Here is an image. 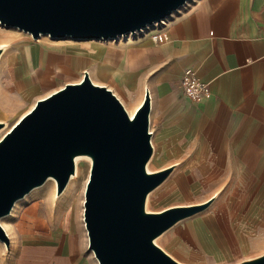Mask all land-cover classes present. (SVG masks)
I'll list each match as a JSON object with an SVG mask.
<instances>
[{
  "label": "crops",
  "instance_id": "obj_1",
  "mask_svg": "<svg viewBox=\"0 0 264 264\" xmlns=\"http://www.w3.org/2000/svg\"><path fill=\"white\" fill-rule=\"evenodd\" d=\"M165 30L161 44L148 35L71 52L38 43L35 58L32 45L19 47L10 61L14 93L29 100L44 86L45 75L77 79L84 73L134 111L148 92L155 172L181 161L179 192H229L222 210L185 232L195 255L223 256L246 247L248 229L264 228V0H192ZM185 70L208 85L207 98L193 102L184 96L179 81ZM38 73L43 78L36 80ZM8 100L2 102L13 107ZM193 176L198 178L189 185L186 179ZM228 177L233 182L225 188ZM66 220L63 230L24 233L8 249L0 248V264H98L82 220L71 209Z\"/></svg>",
  "mask_w": 264,
  "mask_h": 264
},
{
  "label": "water",
  "instance_id": "obj_2",
  "mask_svg": "<svg viewBox=\"0 0 264 264\" xmlns=\"http://www.w3.org/2000/svg\"><path fill=\"white\" fill-rule=\"evenodd\" d=\"M192 0H0V24L33 39L115 41L164 20ZM0 48V55L2 53ZM149 93L132 118L106 87L84 73L79 83L38 100L0 139V221L15 203L51 178L56 196L74 175L76 158L91 161L83 223L98 264H180L154 241L206 209L175 206L147 213V196L172 168L148 173ZM3 124L0 123V129ZM0 243L9 239L0 225ZM238 264H264V254Z\"/></svg>",
  "mask_w": 264,
  "mask_h": 264
},
{
  "label": "rangeland",
  "instance_id": "obj_3",
  "mask_svg": "<svg viewBox=\"0 0 264 264\" xmlns=\"http://www.w3.org/2000/svg\"><path fill=\"white\" fill-rule=\"evenodd\" d=\"M31 38L32 36L27 32L13 27H5L0 24V46H5V49L2 50L0 55V110L5 114L6 117L3 120L0 119V123L3 124V127L0 130L6 127V129L0 133V139L19 120L22 115H24L34 106L38 100L47 97L55 91H58L67 83L80 80L82 78L81 76H83L80 74L77 79H69L67 77L55 78L52 77V75H45V81H43L44 86H42L40 89H35L37 90L36 93H34V95L29 100L21 99L14 93L15 91L13 89L12 75L10 71V61L14 60L16 55L18 56L20 53V51L18 53L16 52L17 48L23 45H32V55L35 58L36 50L34 49L40 45L38 43L63 45V47L68 49L66 52H71L73 50H79V48L83 47H88L91 50L100 44H106L110 42L109 40L100 41L99 44H90L88 42L91 41H78L72 40L70 38L51 39L47 35L42 37L39 36L37 39H33L34 41ZM119 39L123 40L122 37ZM69 47L72 48L70 49ZM14 65L19 66V64ZM36 71L37 70H35L34 73H37ZM33 76H36V80L37 77L43 78L42 73L34 74ZM111 92L121 102L129 116L134 114L135 106L132 107L129 105V101L122 99L117 92ZM6 95L10 99L13 97L15 98L11 101L10 99L8 100V98H6ZM3 99L8 100L7 104H13V107H8L2 102ZM180 162L181 161L176 162V165L171 167L172 171L166 180L147 196L145 204L146 212L159 213L165 209L175 206H194L204 204L211 199H213V201L206 209L197 215L178 223L158 237L154 241L155 245L180 264H238L242 261L250 260L264 254V228L261 230L257 228L248 229L245 232L246 247L244 249H233L229 252H226V254L223 256L207 252H205L202 256H199L195 255V248L192 247L191 249L187 247V229L196 223L213 217L215 213L222 210L226 204V198L229 192L222 191L218 193H205L204 190L194 193L182 191L179 192L177 190V183L184 177ZM79 165H81L80 169L77 167L74 171V174L76 172V176L73 179L70 177L65 190L60 196H56L55 181H48L50 179L49 178L42 186L33 189L26 195V197L17 201L16 207H13L14 209H12L11 213L2 220V227L6 231L10 242L9 246L13 245L20 235L24 233H49L63 230L66 226V217L70 209L73 211V213H76L79 216L80 220H83L84 191L89 177L91 161L88 159L87 162L82 161ZM157 169L159 168L156 167L150 160L147 164L148 173H154ZM81 172L83 173V180L80 181L78 185H72L73 180H75ZM197 178V176H193L186 179V181L190 185L194 182V180L196 181ZM221 178L220 180L222 181ZM232 182L233 178L228 177L225 180L226 184L224 187H231L230 184ZM250 196L251 195H249V197ZM3 245L0 244V248H6L5 245Z\"/></svg>",
  "mask_w": 264,
  "mask_h": 264
},
{
  "label": "built area",
  "instance_id": "obj_4",
  "mask_svg": "<svg viewBox=\"0 0 264 264\" xmlns=\"http://www.w3.org/2000/svg\"><path fill=\"white\" fill-rule=\"evenodd\" d=\"M187 5L188 3L185 4L183 8L186 7ZM179 11L180 10H178L176 13H179ZM171 17H173V15H171ZM167 23L168 20L155 23L151 26V28L147 27L146 31L141 30L140 32L129 34L128 37L136 38L139 36L148 35L150 41H152L155 44H161L165 42L167 39V32L165 30ZM122 37H127V36H122ZM179 83L184 96L193 102H199L202 99L207 98L210 94L208 85L198 81L195 74L191 70L183 71ZM148 132L151 134L149 126H148Z\"/></svg>",
  "mask_w": 264,
  "mask_h": 264
},
{
  "label": "bare ground",
  "instance_id": "obj_5",
  "mask_svg": "<svg viewBox=\"0 0 264 264\" xmlns=\"http://www.w3.org/2000/svg\"><path fill=\"white\" fill-rule=\"evenodd\" d=\"M42 36H45V35H42ZM42 36H41V37H42ZM127 38L129 39V37H127ZM31 39L33 40V38H31ZM117 39H119V38H117ZM33 41H34V40H33ZM36 41H37V40H36ZM113 41H114V40H113ZM117 42H118L117 46L122 45V43L120 42V39H119ZM53 43H54V42H53ZM88 43H90V44H92V43H93V44H99L100 41H96V42L91 41V42H88ZM108 43H109V46H110V45H111V46L114 45V42H111V40H110V42H108ZM47 44H48V43H47ZM90 44H89V45H90ZM44 45H45V44H44ZM104 45H105V44H104ZM23 46L26 47L25 45H23ZM107 46H108V45H107ZM45 47L47 48V46H45ZM48 47H49V46H48ZM113 47H115V46H113ZM0 48H1V49H5V46H0ZM66 49H67L66 47H65V48H62V51H63V50H66ZM21 50H23V47H22V46H21ZM67 51H68V49H67ZM69 51H70V50H69ZM103 51H105V50H103ZM106 51H107V50H106ZM113 51H114V50H113ZM86 53H87V52H85L84 55H85ZM103 53H104V52H103ZM115 53H116V52H115ZM115 53H112V55H115L116 57L119 56V58H120V53H118V55H116ZM107 54H108V53H107ZM22 55H23V52H22ZM85 56H86V55H85ZM104 59H105V58H104ZM114 60H115V59H114ZM115 61H116V60H115ZM115 61H114L113 65H115ZM107 63H108V62H107ZM116 64H117V63H116ZM118 71H119V70H118ZM115 74H116V73H115ZM99 77H100L102 80L105 79V77L103 76V74H99ZM118 79H119V78H118ZM119 80H120V79H119ZM107 82H108V81H107ZM48 96H49V95H48ZM34 105H35V104H34ZM33 107H34V106H33ZM33 107H32V108H33ZM28 112H29V111H28ZM28 112H27V113H28ZM27 113H26V114H27ZM24 115H25V114H24ZM24 115H23V116H24ZM128 115H129V114H128ZM133 115H134V114H131L129 117L132 118ZM23 116H22V117H23ZM22 117H21V118H22ZM21 118H20V119H21ZM20 119H19V120H20ZM19 120H18V121H19ZM18 121H17V122H18ZM17 122H16V123H17ZM5 129H6V127H5L4 129L0 130V133H1L2 131H4ZM10 129H11V128H10ZM10 129H9V130H10ZM9 130H8V131H9ZM8 131H7V132H8ZM7 132H6V133H7ZM6 133H5V134H6ZM3 136H4V135H3ZM152 157H153V156H152ZM86 159H87V158H76V160H75V168L78 167V168L80 169V166H81V165H79L80 162H82V161H83V162H84V161L87 162L88 159H87V160H86ZM151 159H152V158H151ZM75 176H76V172H75L74 176H72L71 179H73ZM50 180L53 181V179H51V178H50L48 181H50ZM82 180H83V173L81 172V173H79L78 177H77L75 180H73L72 185H78V184L80 183V181H82ZM53 182H54V181H53ZM25 197H26V196H25ZM148 199H149V198H148ZM16 205H17V202L15 203L14 207H16ZM13 209H14V208H13ZM3 219H4V218H3ZM3 219H1V221H0V225H1V227H2V220H3ZM82 222H83V220H82ZM83 224H84V223H83ZM2 228H3V227H2ZM3 230H4V229H3ZM4 231H5V230H4ZM5 233H6V231H5ZM6 235H7V233H6ZM7 236H8V235H7ZM0 244L3 245V243H0Z\"/></svg>",
  "mask_w": 264,
  "mask_h": 264
}]
</instances>
